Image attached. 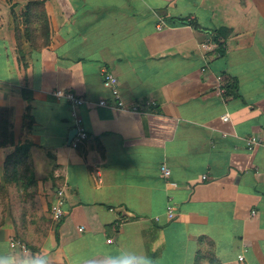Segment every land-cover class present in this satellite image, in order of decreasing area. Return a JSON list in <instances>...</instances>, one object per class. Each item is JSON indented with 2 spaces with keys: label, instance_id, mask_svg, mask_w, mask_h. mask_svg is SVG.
I'll use <instances>...</instances> for the list:
<instances>
[{
  "label": "crops",
  "instance_id": "crops-1",
  "mask_svg": "<svg viewBox=\"0 0 264 264\" xmlns=\"http://www.w3.org/2000/svg\"><path fill=\"white\" fill-rule=\"evenodd\" d=\"M43 1L50 42L35 48L22 35L19 62L27 0H0V110L14 143L0 137V257L21 252L16 240L47 264H109L123 252L152 264H264V0ZM223 30L219 56L212 35ZM102 70L143 113L97 105L111 101ZM59 90L88 102L77 148ZM24 142L29 197L3 179L5 157ZM57 189L60 222L50 218Z\"/></svg>",
  "mask_w": 264,
  "mask_h": 264
},
{
  "label": "trees",
  "instance_id": "trees-1",
  "mask_svg": "<svg viewBox=\"0 0 264 264\" xmlns=\"http://www.w3.org/2000/svg\"><path fill=\"white\" fill-rule=\"evenodd\" d=\"M21 24L23 28V34L21 30L18 29L16 24L15 29V39L18 48V60L19 62L23 60L24 53L21 50V39L22 35L27 41L31 43L35 48H40L47 46L50 42V28L49 22L44 10L43 0H27L24 9L20 15ZM15 20V16L13 14ZM227 31H215L212 35V50L222 56L224 54V44L225 36ZM23 67L25 65L23 64ZM23 99L29 101V95L26 90L22 91ZM8 110L6 108H1L0 110V137L2 139L1 144H14L13 134L11 131V122L7 118ZM24 118L27 119V125L30 124V117L28 115V109ZM30 142L18 143L14 145L13 151L5 157L3 166V179L7 186L12 185L18 194L22 197L31 196L36 188V180L31 162L30 150L32 148ZM55 228V237H56ZM212 264L215 263L214 260H210Z\"/></svg>",
  "mask_w": 264,
  "mask_h": 264
},
{
  "label": "built area",
  "instance_id": "built-area-1",
  "mask_svg": "<svg viewBox=\"0 0 264 264\" xmlns=\"http://www.w3.org/2000/svg\"><path fill=\"white\" fill-rule=\"evenodd\" d=\"M209 46L210 45L208 43H205L203 45L204 49H206V50L210 49ZM101 77H102V84L104 85V87H106L109 90V95H110L111 101L108 102L105 99H100L98 101L97 105L103 106V107H112L113 109L127 111L130 113H137V114L143 113V110L138 109V107L127 108L124 105V103L121 99L120 93H119L117 79L115 76H113V74H111L110 72H108L106 70H102ZM54 96L59 100L67 101L71 107V110H72L71 115L73 118V125H74V129L76 130V133H75L73 139L71 140L70 146L73 148H77L79 145H81L82 143H84L88 139V134H87L86 128L83 124L81 114L78 112V108L80 106H83L84 104H86L88 102L84 98H82L81 96H78L71 91H64V90L55 91ZM222 119H223V121H227L228 117L225 115V116H223ZM256 144L257 143L253 140L247 141V145H248V148L250 150ZM160 171L164 177H168L170 174L169 169H167L164 165H162L160 167ZM55 194H56V198H55V201L51 207L50 216H51L52 221L60 222L64 216V210H63L64 190L63 189H57ZM174 215H175L174 206L172 204H168L166 207V211H165L166 218L167 219H173ZM154 220L158 221L159 218L154 217ZM82 230H83V228H79V231H82ZM10 245L12 247H17L19 249L23 248V249L27 250L26 246L23 243H21L20 241L11 240ZM238 260L243 261V255H239Z\"/></svg>",
  "mask_w": 264,
  "mask_h": 264
},
{
  "label": "clouds",
  "instance_id": "clouds-1",
  "mask_svg": "<svg viewBox=\"0 0 264 264\" xmlns=\"http://www.w3.org/2000/svg\"><path fill=\"white\" fill-rule=\"evenodd\" d=\"M105 260L109 264H152L146 255L134 252H123L119 257H107ZM0 264H47V258L42 254H31L22 248L15 255L0 257Z\"/></svg>",
  "mask_w": 264,
  "mask_h": 264
},
{
  "label": "water",
  "instance_id": "water-1",
  "mask_svg": "<svg viewBox=\"0 0 264 264\" xmlns=\"http://www.w3.org/2000/svg\"><path fill=\"white\" fill-rule=\"evenodd\" d=\"M75 133H76V130L73 129L72 132H71V134H70V136H69V142L71 141V139L75 135Z\"/></svg>",
  "mask_w": 264,
  "mask_h": 264
},
{
  "label": "rangeland",
  "instance_id": "rangeland-1",
  "mask_svg": "<svg viewBox=\"0 0 264 264\" xmlns=\"http://www.w3.org/2000/svg\"><path fill=\"white\" fill-rule=\"evenodd\" d=\"M50 218H51V216H50ZM45 222H46L47 224H49V222H48V220H47V219L45 220ZM23 242H24V241H23Z\"/></svg>",
  "mask_w": 264,
  "mask_h": 264
}]
</instances>
